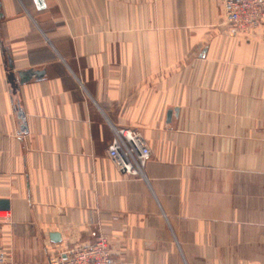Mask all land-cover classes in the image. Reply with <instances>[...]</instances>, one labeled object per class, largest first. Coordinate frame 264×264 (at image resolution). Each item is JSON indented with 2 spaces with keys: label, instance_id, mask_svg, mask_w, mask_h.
I'll return each instance as SVG.
<instances>
[{
  "label": "crops",
  "instance_id": "1",
  "mask_svg": "<svg viewBox=\"0 0 264 264\" xmlns=\"http://www.w3.org/2000/svg\"><path fill=\"white\" fill-rule=\"evenodd\" d=\"M0 14L11 264L99 236L115 264H264V23L232 37L221 0H0ZM113 128L146 139L145 178L109 159Z\"/></svg>",
  "mask_w": 264,
  "mask_h": 264
},
{
  "label": "built area",
  "instance_id": "2",
  "mask_svg": "<svg viewBox=\"0 0 264 264\" xmlns=\"http://www.w3.org/2000/svg\"><path fill=\"white\" fill-rule=\"evenodd\" d=\"M224 25L232 37L257 30L264 23V0H221ZM108 157L122 173L145 178L151 149L138 131L113 128ZM0 264H11V254L0 250ZM48 264H115L108 240L99 236L91 245L49 250Z\"/></svg>",
  "mask_w": 264,
  "mask_h": 264
},
{
  "label": "water",
  "instance_id": "3",
  "mask_svg": "<svg viewBox=\"0 0 264 264\" xmlns=\"http://www.w3.org/2000/svg\"><path fill=\"white\" fill-rule=\"evenodd\" d=\"M0 17L2 15L0 14ZM4 55L6 57L5 63L7 66V69L11 72L13 70V62H12V57L11 53L8 49H3ZM20 82L25 83L31 80L32 78H37L40 79L43 75L39 71H28L24 73H20ZM12 78L14 79V75H12ZM11 93H12V103H13V109L16 117V122L18 126V133L20 136H24L28 132V127H27V122H26V116L24 113L23 105H22V100L19 92V84L17 81L15 82V79L12 80L11 82ZM1 208L3 209H8V203L7 202H2L1 203ZM51 241L53 243H60L62 241L61 235L59 233H52L50 235Z\"/></svg>",
  "mask_w": 264,
  "mask_h": 264
}]
</instances>
